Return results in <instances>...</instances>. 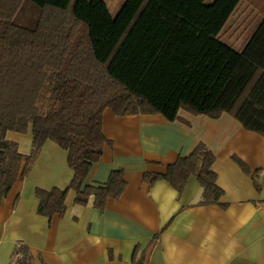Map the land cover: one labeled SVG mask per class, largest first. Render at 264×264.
I'll return each mask as SVG.
<instances>
[{"label":"trees","instance_id":"16d2710c","mask_svg":"<svg viewBox=\"0 0 264 264\" xmlns=\"http://www.w3.org/2000/svg\"><path fill=\"white\" fill-rule=\"evenodd\" d=\"M21 1L0 0V203L48 140L66 151L72 178L63 189H35L40 214L62 215L69 192L73 203L91 199L100 211L117 199L126 186L122 169L104 183H85L108 142L105 108L170 122L182 109L214 119L228 113L264 136V0H125L115 16L103 0H30L40 8L33 28L13 22ZM241 2L259 21L235 50L219 36ZM28 130L31 149L23 154L7 135ZM233 160L260 190V171ZM213 162L199 141L164 171H145L144 180L151 186L164 179L180 194L194 175L202 187L197 204L226 207ZM10 264H34L25 244H16Z\"/></svg>","mask_w":264,"mask_h":264},{"label":"crops","instance_id":"0c3cea01","mask_svg":"<svg viewBox=\"0 0 264 264\" xmlns=\"http://www.w3.org/2000/svg\"><path fill=\"white\" fill-rule=\"evenodd\" d=\"M179 115L170 122L160 114L103 110L108 142L85 183H104L112 170L122 169L126 186L102 211L91 199L73 203L69 192L62 215L48 219L38 212L35 189H63L72 178L66 151L46 141L0 203V264L11 263L19 243L34 264H134L140 255L142 264H264V136L228 113L214 119L182 109ZM199 141L214 154L212 169L226 207L198 205L202 187L194 175L180 194L164 179L151 186L144 180L145 171H164ZM233 157L260 171V190Z\"/></svg>","mask_w":264,"mask_h":264},{"label":"rangeland","instance_id":"374dc122","mask_svg":"<svg viewBox=\"0 0 264 264\" xmlns=\"http://www.w3.org/2000/svg\"><path fill=\"white\" fill-rule=\"evenodd\" d=\"M103 1L106 3L110 15L115 16L125 0ZM213 1L214 0H205V3H211ZM39 13L40 8L37 5H35L30 0H22L18 10L13 16V22L27 28H33L38 20ZM258 21L259 16L256 11L246 2H241L234 14L230 17L227 24L224 26L219 38L223 43L230 45L235 50H241L245 40L251 34ZM7 137L10 140L20 143L19 151L21 153L28 154L30 152V130L23 133L9 132ZM25 142H28L29 146L27 151L26 148L28 146L26 147Z\"/></svg>","mask_w":264,"mask_h":264}]
</instances>
